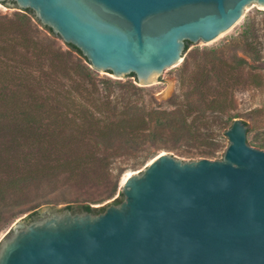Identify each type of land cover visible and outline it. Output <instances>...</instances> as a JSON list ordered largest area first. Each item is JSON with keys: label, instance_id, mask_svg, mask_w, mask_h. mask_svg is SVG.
Instances as JSON below:
<instances>
[{"label": "water", "instance_id": "water-1", "mask_svg": "<svg viewBox=\"0 0 264 264\" xmlns=\"http://www.w3.org/2000/svg\"><path fill=\"white\" fill-rule=\"evenodd\" d=\"M97 71L176 86L188 47L229 30L264 0H0ZM224 152L159 153L122 172L117 199L17 219L0 264H264V145L234 118Z\"/></svg>", "mask_w": 264, "mask_h": 264}, {"label": "trees", "instance_id": "trees-1", "mask_svg": "<svg viewBox=\"0 0 264 264\" xmlns=\"http://www.w3.org/2000/svg\"><path fill=\"white\" fill-rule=\"evenodd\" d=\"M85 62L42 34L25 10L0 18V116L7 120L0 128V217L14 197L42 184L95 186L103 188L98 199L108 198L122 172L144 164L169 137H181L185 127L195 139L196 117L186 123L179 104L162 108L132 83L97 80ZM226 72H217L216 87L204 73L188 82L186 94H199L212 118L228 107ZM208 146L195 158L217 153L215 142Z\"/></svg>", "mask_w": 264, "mask_h": 264}, {"label": "rangeland", "instance_id": "rangeland-1", "mask_svg": "<svg viewBox=\"0 0 264 264\" xmlns=\"http://www.w3.org/2000/svg\"><path fill=\"white\" fill-rule=\"evenodd\" d=\"M22 12L15 5L0 3V18L4 21L12 20L16 14ZM41 33L46 32L41 30ZM57 42L62 48H67L58 40ZM241 58L246 63L240 62ZM87 65L95 79L121 84L132 83L144 89L145 98H155L162 108L173 109L179 104L186 123L196 117L197 127L190 129V133L195 136L194 140L189 139L187 129L184 127L181 137H169L164 142V147L159 148L152 157L165 152L176 158H195L197 152L209 148L210 142L216 143L217 153L224 152L228 143L224 131L234 118L249 119L255 128L257 148L264 145V7L262 6L255 3L247 5L241 18L229 30L211 42L190 45L176 86L165 101L162 99L164 86L155 83L140 85L128 75L115 77L108 72L93 69L88 63ZM220 70L227 71L222 85L226 89L229 103L224 112L212 118L210 109L199 100V94L193 92L188 95L186 92L192 88L188 86L191 76L200 73H204L208 85L216 87V74ZM209 91L207 97L215 93L212 88ZM187 100L195 102L192 109L186 105ZM0 111H4L3 107ZM199 113L203 115L200 117ZM5 121H7L6 117L0 116V128ZM1 134L0 130V140ZM150 159L151 157L144 164L126 169L124 172L141 169ZM102 189L95 186L81 189L74 184L60 181L54 185L42 184L38 189L28 190L21 196L14 197L11 204L3 209L5 213L0 217V239L17 219L27 218L34 211L83 203L103 207L117 199L118 188L112 196L98 199Z\"/></svg>", "mask_w": 264, "mask_h": 264}]
</instances>
